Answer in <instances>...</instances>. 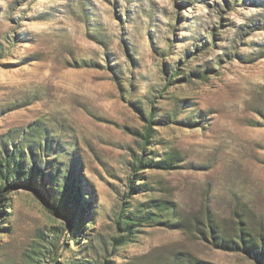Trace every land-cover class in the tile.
Returning a JSON list of instances; mask_svg holds the SVG:
<instances>
[{
    "label": "rangeland",
    "instance_id": "1",
    "mask_svg": "<svg viewBox=\"0 0 264 264\" xmlns=\"http://www.w3.org/2000/svg\"><path fill=\"white\" fill-rule=\"evenodd\" d=\"M27 143L39 159L74 150L65 177L90 220L74 245L41 194L5 189L0 264H49L50 242L56 264H169L179 253L264 264L236 236L242 225L264 248V0H0V160ZM170 153V168L133 172L136 156ZM151 199L189 225L147 223L115 246L120 209ZM197 220L241 249L218 248Z\"/></svg>",
    "mask_w": 264,
    "mask_h": 264
},
{
    "label": "trees",
    "instance_id": "2",
    "mask_svg": "<svg viewBox=\"0 0 264 264\" xmlns=\"http://www.w3.org/2000/svg\"><path fill=\"white\" fill-rule=\"evenodd\" d=\"M155 110H152L151 118L155 120L156 114ZM158 116V115H157ZM149 120L145 132L142 137L144 139L143 150L147 149V144L151 142L153 135V121ZM27 147L23 145L18 146L11 153H6L4 157L0 160V187L1 191L6 189L8 193L14 190L25 189L34 194L43 196L42 200L50 213H53L60 218H63L64 222L70 226V241L74 245L78 244L80 240L81 231L84 229L85 224L89 222L90 216L86 215L87 208L84 203L82 191L74 183H70V180L65 177V167H70V164L74 163L73 157H68L73 155L74 150L64 149V148H54L42 150L44 156L42 159L36 158V153H34L32 144L27 143ZM30 155V163H27L28 154ZM163 159L154 161L153 158L149 157H138L136 156L133 161V172L137 173L141 171L145 166H153L154 168H170L172 163L177 159L175 153H170L167 156L163 155ZM68 158L70 163L66 162L64 159ZM28 164V166H27ZM65 170V171H64ZM131 189H145L147 185L135 186V183L131 182ZM57 187L58 197H54L51 192L52 188ZM136 187V188H135ZM140 191V190H139ZM144 192V190H142ZM5 195L0 193V218L5 216V208L3 206V199ZM131 208H135L134 211ZM176 205L167 200L163 199H151L145 203H140L137 206L132 207H122L120 213H118V218L116 221L117 231L120 233L119 236L113 237L115 241V246H122L131 241V237L137 232L140 226L145 224H163L165 227L170 228H184L189 225L187 221L176 220ZM194 225V224H193ZM200 221L197 220L195 226L197 230H201L204 236L210 235L213 238L214 244L223 250L227 251H237L242 248L253 254L259 253V242L254 238L248 230L241 227L238 228L241 234L237 233V237L240 240H235L234 238H226L218 235V230L210 220V225L206 229L199 228ZM88 229L90 226L87 227ZM125 233V235H122ZM264 244V243H262ZM53 250H51V261L49 264H56L58 258L60 257V252L55 251L59 246L50 242ZM44 246V245H43ZM37 254L44 256V251L38 250ZM64 256V255H63ZM65 258V256L63 257ZM37 264L41 259L34 258ZM63 264H94L86 260L79 259H67ZM104 264H111L106 261ZM169 264H212L196 258L191 253L177 254L172 263Z\"/></svg>",
    "mask_w": 264,
    "mask_h": 264
}]
</instances>
